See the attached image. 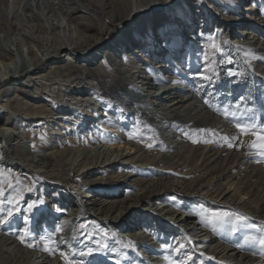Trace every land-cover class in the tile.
<instances>
[{"label": "rangeland", "instance_id": "1", "mask_svg": "<svg viewBox=\"0 0 264 264\" xmlns=\"http://www.w3.org/2000/svg\"><path fill=\"white\" fill-rule=\"evenodd\" d=\"M75 1V5H77L78 2V4L81 5L84 3L83 0H81L82 2L80 0ZM172 1H167V8H165L164 12L161 14L163 16H159L161 23L156 25V27L158 26L157 28H159V25L164 24V22L170 23V21L175 18V15H171V13H173L172 9L176 8V14L181 15L188 5L193 15L198 17L196 19L194 18V21L198 23V21L201 20L200 17L204 16L209 22V27H207L206 24L207 31L202 32V30L206 28L203 26L204 28L201 29L202 24H196V27H194L192 31L193 34L195 33L194 38L196 39L200 33H203V35H201L202 40L198 43L188 40V43L186 42L180 45L182 51L177 54L175 50L173 53L171 51V54L169 52L163 53L166 43L161 41V36H159V40H156L154 43L157 45L156 47L160 53L157 51L154 52V50L149 51V48L147 49L141 40L138 42H141L144 46V48H141L143 50H140L139 47H135V49L131 47V51L127 47L129 59L132 58L131 60L135 62L134 64L130 63V65L134 67V71L137 73L136 75L141 76V79L136 81L137 87L133 89L131 85L122 84L120 90H118L115 95H118L120 99L123 98L128 100L129 93L135 89L143 93L146 99L144 98L143 101L141 100L138 106L135 103L134 105L136 106H134V109L133 104L127 105L128 103H126V101H123V99L118 100L119 98L115 99L111 97L109 93L103 98L100 95V90L93 85L82 87V79H87L82 78L84 75L81 73L74 76L72 72L74 69L73 67L75 65L82 66V64H80L82 62L79 60L71 62L67 59V56L61 59L60 65H58L61 66L62 69L64 68V76L62 78L50 80L48 78H40L38 74H33L31 76L24 75L21 78H16L15 75H17L21 69L31 65L33 60L41 59L44 53L53 52L55 50V42L58 41V39L59 41H67L71 33L67 30H61L58 34H55L49 30L45 32V34L43 32L39 33L40 31L37 30L40 27L51 29V20H49L50 15H52L51 18L55 16V14L61 19L65 17L63 6H57L62 4V0H0V74L6 69V72H8V76L6 77L10 75L14 76L5 85L3 84L4 88H2L3 90L0 92V134L3 133V136L4 134L6 135L4 139L0 136V145L3 148L1 151L2 153H0V171L5 172L7 170H13L18 174L17 182L7 181L9 179L5 176H0V189L5 190H3L4 196L0 197V219H6V223L0 225V235L5 241L10 242L7 246L10 248V253L14 257L15 263H24L28 258L29 264H65L64 258L60 255V253L63 252L65 256L67 255L72 264H166L168 261L165 260V256L169 257L170 260H174V262L183 260L186 264H233V261L228 259H217V257L213 256L214 259L209 260L206 256H201L198 252L201 243H193L194 239L187 236L184 230L179 227L180 225L176 224L172 227H162L159 225L161 223L159 218L162 217V219L164 218L166 220L170 216L162 213L160 217L153 215L148 217L143 214V210L151 209L155 205L156 207L158 206V204H151L155 202L161 203V201L164 200L165 204H170L173 210H179L180 212L185 211L187 214L193 212L194 216H196V221H198L200 225L207 227L215 238L221 240V243L228 245L230 248H237V251H240V253L250 254V257L256 260L254 264H264V249H261L258 245L245 244L244 241L246 236H259L264 234V202L261 204V211L259 212L260 217L253 216L238 208L240 200L239 195L242 192H249L250 195H248L247 198L250 197L249 201L253 202L252 206L257 203L260 196L261 198L263 197L264 159L256 155L254 150L248 148V144L256 139L254 136H240V134H238V139L233 141L234 147L231 148H229L227 143L222 139L224 136L229 138L235 137L234 135L238 132L235 126L236 120L232 119L231 116L226 118L224 115L225 109H230L231 112H234L235 115L240 118L241 122H246V118L254 116L258 124L264 123V75H261V71H258L260 68L257 67L264 64V50L259 51L258 54H254V56H252V52L243 53L242 48H244V46L241 42L242 37V39L247 42L257 43L263 41L264 43V0H252L251 4L248 0L244 1L240 4L242 11L240 7H237V5L233 3V0H180V3H177L179 0ZM184 3L186 4L183 6ZM25 4L31 5L29 10L25 8ZM254 4H256L255 7ZM50 6L52 8H50ZM84 8H86V4ZM57 10L58 13H56ZM86 12L97 21L100 20L96 14L88 10ZM31 13L36 18L33 17ZM251 13H254V15H251ZM37 14L41 20L38 19L39 17L37 18ZM257 15H262V21H260L261 16L257 17ZM223 18L236 20L234 23H237V25H232L230 30H227L221 25ZM247 18L252 19L250 22L251 25L249 24V30H247L251 32L248 33H254L257 36L253 41H248L249 37L253 35L247 37L244 34L245 32L243 33L245 36L241 35L245 28L238 26L239 24L242 25V23L249 21ZM156 20L159 21L158 18H156ZM186 21L189 23L190 18H186ZM29 23L31 24L29 25ZM105 23L106 22H102L101 25H105ZM167 23H165L166 25L164 24V27L167 26ZM67 24H71L68 19L65 20L64 26H67ZM31 25L33 28L31 31L21 32V30H18L22 26L30 27ZM134 27L135 30L143 28V26L139 25L137 20H131L125 23L123 27L113 29L109 35H105L101 42L102 47L98 46L93 51L84 52V57L93 56L95 51L108 47L109 44L118 38H122L125 33L129 32V30H132ZM156 27L155 25L150 26L152 32L146 35L149 40H151L150 37L153 36V29ZM251 28L253 29L251 30ZM146 30H148V28ZM192 32L190 31V33ZM219 34H221V37H219ZM74 35L78 36L77 34ZM212 36L215 41H212L214 42L213 47L219 50H217L216 58H214L213 61H205L203 60L204 47L201 46L206 42L205 38L208 39V37ZM221 39H226L227 43H236L235 48L227 50V47L222 43L223 41H221ZM143 41L145 44H148L146 40ZM200 44L202 45L200 46ZM261 45L262 44H260V46ZM133 50H139L138 52H141L140 54H133ZM79 51L82 52V49ZM141 54H143L142 56L144 58H140ZM121 55H123V52L118 56ZM124 59L127 60L126 58ZM83 60L85 59L83 58ZM194 60L196 61L193 62ZM229 60H231V63L228 62ZM1 63H3L5 69L2 68L3 66ZM87 63H89L87 64L88 66L93 65V67H97V65L94 66L95 63L97 64V61L91 62L90 60ZM127 66H129V64ZM161 66L165 67L161 69ZM49 70V67H45L41 70L42 73H40L45 75L50 72ZM150 71L156 73L154 80H150V75L148 74ZM230 73H235V75H231ZM202 75L210 77V80L201 79ZM76 78L77 81L75 80ZM149 81L153 84L156 83L155 81H160L161 85L164 86L178 83V85L189 90V96L194 97L195 101L208 105L210 113H216L221 119L223 126L229 123L234 125L233 128H229L230 131L228 132L218 129V131L212 134L210 132L211 130H209L210 127H208V123L204 125L197 124L196 126L187 121H181V123L180 121H175L167 125V127L169 126L167 131L172 132L174 135L173 137H175V142H170V133L165 134L161 130V128H165L164 125L156 121L152 114L147 116V112L151 109V103L153 101L156 100L159 109L162 108L161 105L168 103H161L154 94H151L153 91H151L147 85ZM6 88L10 90L7 93H5ZM15 88L25 90L28 94L26 98L20 92L16 93ZM93 88H96L99 92L95 93L94 90H92ZM136 94L138 93L136 92ZM20 100H28L27 102L34 103L43 110L47 109L49 112L58 115H55L52 119H48L47 123L44 120L39 121L37 119L22 122V117H14L13 111L9 108L11 104ZM115 100L118 101L116 102ZM206 100L208 103H205ZM237 104L240 105L238 110L236 108ZM151 110L156 111V109ZM9 120L14 122V126L16 125L14 128L9 126L4 128L3 125ZM67 122H77L75 125L77 124L80 132L72 133L74 135L79 134L81 138L77 136L75 143H71V141L68 140L71 139L68 137V133L71 130H63L59 124L62 123L65 125ZM25 123L30 124L33 129L39 128L41 133L38 132V135L35 137L41 136L47 139L51 146L50 149L45 150L46 152H40V150L35 151L32 143L22 138L20 132L25 127ZM39 124L43 125L37 126ZM108 125L115 127H111L113 132L110 127L104 130L103 127ZM69 126L73 125L69 124ZM224 127L227 126L225 125ZM11 133H16L18 137L9 138V134L11 135ZM28 133L32 132L28 131ZM260 134V131L257 130L256 135L259 136ZM87 135H89V138H87ZM179 135L181 138L178 139ZM116 136H126L127 143L130 142L134 147H138L137 150H139V152L133 159V164H135L136 167L138 166L137 162H143L144 158H151L154 154L157 156V160L160 156L172 158L176 154H183L185 156L184 161L187 159L193 161L191 158H193L194 153L198 152L196 157L199 158V160L201 159L202 162L205 158L203 155L204 151H206V153L210 152L208 154L211 157L209 165L205 166L203 171L198 170L199 172L194 176H190V178L198 176V178L208 180L215 178L216 181V179H218L217 183L208 187L206 190H211L216 193L222 191V197L224 199L229 197L228 199H232L233 202L229 205L222 204V201L219 200L221 198L214 201L210 199L207 200L201 196L202 191H197L195 195L190 197L186 190L181 187H176L175 191H167V193H163L159 198H156L161 199L158 201H155V198L143 196L144 200L142 199L139 203V208L137 212H135V216L144 217L140 218V226L138 225L132 230L130 229V222L132 220H129V217L123 224H121V222H114L112 217L115 215L111 214L107 216V219L98 215L94 218H90V214L87 211L89 200L87 201L86 195H93L96 198L101 197L102 201H106V205L108 204V206H106L107 210L110 202L116 201V203H118L120 199H124V197L130 193H135L137 187L132 185H135V180L143 178L140 175L132 177V182L130 183L132 185H130V187L122 186L108 189L105 188L106 184H103L101 190H94L93 188L88 190L83 188L82 184H87L89 183L88 181L95 182L96 179L103 180L104 178L102 183H107V175L109 174L108 172L103 173L102 168L100 169V173H78L79 169L84 164L82 163L84 158L80 157L81 151L90 152L91 150H98L99 147H106L108 145L104 144L102 141L104 139L111 140L112 137L116 139ZM130 136L133 140L129 138ZM193 140L197 142L193 143ZM241 140L243 141V146H240ZM122 142L125 144L124 141ZM149 143H151V147L148 146ZM11 146L13 149H6ZM42 154H46V160L39 157ZM48 156L52 157V164ZM178 159L179 158H175V160ZM258 159L261 160V162H256ZM45 161L50 164L48 167ZM39 162L41 163L39 164ZM234 163L239 165L238 167H234L235 172L231 174L229 168L233 166ZM20 164L30 166L31 169L26 170ZM128 164L127 161H121L115 166L116 170H114L112 174L115 172L119 173L120 170L124 171L125 169H129L128 167L131 165ZM169 164L170 163H166L165 165L168 166ZM227 179L233 181L234 184L228 185L229 181ZM9 184H11V187L15 184L19 185L16 190V196L8 194L11 188ZM218 185L219 187H217ZM23 187L27 191V195L23 198L25 202L18 205L16 199H18L17 196L19 191L23 189ZM87 190L88 192H86ZM85 192L86 194H84ZM55 193L59 194L58 202L57 200L51 201L55 198ZM43 197L48 201L50 200V202L44 201ZM81 197L82 200L80 201L79 199ZM93 199L94 198H92V201ZM9 200H12L13 204L7 203ZM33 201L36 202V204H32L34 206L38 205L40 201L44 204H42L40 208H29L28 204L30 205V202ZM235 201L238 203H235ZM45 202L48 204H45ZM13 205H15V208H13ZM22 206H24V210H21ZM101 207L102 205L100 207L98 205L92 209H100ZM9 209H13L11 217L7 215ZM160 212L158 213L160 214ZM211 212L238 214L247 219L240 221L233 215L231 220L227 223L217 225L213 228L212 224L205 219L206 214ZM64 221L72 227L70 229V234H63V232H61L62 230L59 232L56 231L58 228L61 229V226L64 224L62 222ZM155 225L156 227H154ZM233 227L236 228L235 233L232 232ZM146 228L148 232L146 233L147 238L144 240L142 238V240L131 241L124 237V234H126L125 231L128 233V230H131L132 234L134 231L137 234L141 231L143 232ZM150 231L153 232L152 236L149 234ZM20 237H25V243H21ZM189 241H191V243H189ZM180 243L185 245V250H182L178 254L172 249ZM28 244H32L33 247H28ZM145 244H147V246H145ZM102 245H106V247H102ZM208 246L206 245V247ZM45 247H47L49 251H45ZM119 252L120 254H125L123 256H117ZM185 252L191 253L193 260L188 261ZM24 258H26V260H23ZM220 258H222V256H220ZM234 264H237V261H235Z\"/></svg>", "mask_w": 264, "mask_h": 264}, {"label": "bare ground", "instance_id": "2", "mask_svg": "<svg viewBox=\"0 0 264 264\" xmlns=\"http://www.w3.org/2000/svg\"><path fill=\"white\" fill-rule=\"evenodd\" d=\"M83 1L86 4V8H84L85 7L84 3H82V5H81V4H78L79 3L78 2L77 5H75L74 4L76 2L75 0H62V4L57 5V6L58 7L63 6L64 16H65L63 19L58 18L56 16V14H55V16H53L51 18L52 15L49 14L50 15L49 20H51L50 21L51 22L50 23L51 29L40 27L39 29H37L38 31H40L39 33H42V32L45 33V32H48L50 30L52 33L58 34L61 30H63V31L67 30L71 33L70 37L67 38L68 39L67 41L66 40H62V41L60 40L59 41V39L56 37L58 39V41H56L54 44L55 50L53 52L44 51L46 53L43 54V57L41 59L33 60V63L31 65L25 66L23 69H21L19 71V73L17 75H15L16 78H21L24 75H30L31 76L33 74L34 75L38 74V76L40 78H48L50 80H54V78H62L64 76L63 75L64 68L62 69L61 66H58V65H60L59 63H60L61 59H64V57L67 56L68 57L67 59H69V61H71V62L74 60L75 61L79 60L82 62V63H80V64H82V66H77L74 64L75 66L73 67L74 69L72 70L74 76L81 73L82 75H84V77L82 76V78L87 79V80L82 79V82H81L82 87H88V85H93L96 88H98V90H100V93H101L100 95L103 98H105L107 93H109L111 97H113L115 99L119 98L118 100H121L123 98L120 99V97L118 95H115V94L118 90H120L122 84L131 85V87L133 89L134 87H137L136 81L141 79V76L136 75L137 73H136V71H134V67L132 65H130V63L134 64L135 62L133 60H131L132 58L129 59L128 48L131 51H132L131 47H133V49H135V47H139L140 50H143L141 48H144V46L141 44V42H138L141 40L143 42V44L146 46V48L147 49L149 48V51L154 50V52L157 51L158 53H160V51H158V49L156 47L157 45L154 43L156 40H159L158 37L161 36V38H162L161 41H164L163 43H166V46L164 47L163 53L169 52L171 54V51L173 53L175 50V53L177 54L180 51H182L180 45L181 44L183 45L186 42L188 43V40L193 41V42L195 41L197 43L202 40L201 35H203V33H200L196 39L194 38L195 33L193 34L192 31H193V28L196 27V24L201 23L202 24L201 29H203L204 27L206 28V29H203L202 32H206L207 27H209L208 26L209 22L204 16L200 17L201 20H199L198 23H196V21H194L198 17H196V15L195 16L193 15L192 10L190 9V7L188 5V7H185V9L183 10L184 14L182 13L181 15L176 14L177 13L176 8L172 9L173 13H171V15H175V18L172 19V21H170V23L164 22V24L167 23V26L164 27V24H161V25H159V28H157L158 26L156 27V25L158 23H161L159 16H163L161 14L164 12V9L167 8L166 7L167 1L171 2L172 0H83ZM177 3H180V0L177 1ZM185 4L186 3H184L183 6ZM18 6H20V5H18ZM255 6H256V4H254V7ZM29 7H31L30 4H25V8H27L29 10L30 9ZM50 8H52V7L50 6ZM87 10L96 14L99 17L98 19H100V20L97 21L96 19H94L93 17L88 15L86 12ZM184 11H187V12H184ZM56 13H58V10ZM57 15H59V14H57ZM251 15H254V13H251ZM27 16H28V14H27ZM33 17H35V16L33 15ZM38 17H39V15L37 16V18ZM155 17L158 18L159 21L156 20ZM257 17H260V21H262V15H257ZM65 18L70 20V23H71L70 25L67 24V26H64V23L66 20ZM186 18H190L189 23L186 21ZM38 19H40V17ZM245 19H246V17H245ZM131 20H133V21L137 20L139 25L143 26V28L142 29L139 28V29L135 30V27H134L132 30H129V32L125 33L122 36V38H118L117 40H115L111 44H109L108 47L101 49L104 51L97 50L94 52L93 56L84 57L85 55H83V54H85L87 51L88 52L90 50L93 51L98 46H101V42L104 39L105 35H109L113 29H116V28L118 29L120 27H123V25L125 23H128ZM32 21H33V19H32ZM101 21L106 22L105 25H103V24L101 25V23H102ZM222 21L223 22L221 25L224 26L227 30H230V27H232V25H237V23H234V22H236V20L234 21V20L229 19V18H226V19L223 18ZM250 22L251 21H247V22L242 23V25L239 24L238 26H242L245 28L241 35L245 34L247 37L250 35H253V36H250L249 39L247 38L248 41H253L255 39V37H257V36L254 33H248V32H251V31H247V30H249ZM99 23H100V25H99ZM30 24L31 23H29V25ZM206 24H207V27H206ZM32 25L30 27L29 26H22L18 30H21V32L31 31V30H33ZM151 25H155L156 28L155 29L152 28L153 29V33H152L153 36H151L150 37L151 40H149L146 37V35H149V32H152V30L150 29ZM41 26H42V23H41ZM63 26H64V28H63ZM47 27H49V26H47ZM147 28H148V30H146ZM252 29L253 28H251V30ZM190 31L192 33H190ZM19 34H21V33H19ZM74 34H77L78 36H76ZM51 35L54 36L53 34H51ZM39 37H42V36H39ZM219 37H221V34H219ZM143 40H146L148 42V44H145ZM205 40H206V42L204 43V45L200 44V46L202 45L201 47H204L203 60L213 61L214 58H216V52H217V50L213 47V44L215 42L214 38L212 36V37H208V39L205 38ZM241 40H242L241 41L242 45L244 46V48H242L243 53L244 52H247V53L252 52V56H254V54H258L259 51L264 50L263 41H259L257 43L256 42H247L246 40L242 39V37H241ZM212 41H214V42H212ZM221 41H223L222 43L225 44V46L227 47V50L235 48L236 43H234V42L227 43L226 39L225 40L221 39ZM260 44H262V45L260 46ZM205 47H206V50H205ZM120 48H121V50H120ZM41 49H44V48H41ZM80 49H82V52L79 51ZM124 49H125V51H124ZM138 51L133 50L132 53L133 54L134 53L140 54L141 51L140 52H138ZM78 52H80V53H78ZM121 52H123V55L118 56V55H120ZM142 55L143 54L140 55V58L143 57ZM83 58L85 60H83ZM124 58H126L127 60H125ZM102 59H104V60H102ZM90 60H91V62L97 61V64L95 63V65H94V66L97 65V67H93V65L88 66L87 64H89V63H87V62ZM163 61H164V58H163ZM195 61L196 60H194L193 62H195ZM48 63H49V66H48ZM128 64H129V66H127ZM1 65L3 66V63H1ZM70 66H71V64H70ZM45 67H47V68L49 67L50 72L43 75V74H41L42 73L41 70L44 69ZM164 67L165 66H161V69ZM257 67L260 68V69H258V71L259 70L261 71V73H262L261 75H264L263 74L264 73V64L259 65ZM2 68L5 69V66H3ZM71 73H69V74H71ZM148 74L150 75V80H154V78L156 77V73H154L152 71H150ZM6 76H8V72H6V69H5V71L3 70L2 73L0 74V77H1L0 92L3 90L2 88H4L3 84L5 85L12 77H14L13 75H10L9 77H6ZM74 76H73V78H74ZM2 78H3V80H2ZM73 78H72V80H73ZM146 79H144V80H146ZM72 80H70V81H72ZM75 80L77 81V78ZM155 82L156 83H154V84L151 81H149L147 83V85L149 86V87L148 86L147 87L151 91H153L151 94H154L156 96L157 100H160L161 103L162 102H168V103L161 105L162 108L159 109L158 104H156V100L153 101L151 103V105H152L151 109H153V110L156 109V111H152L151 109H149L147 112V116H150L152 114L153 118L156 121H158V122H160V124L164 125L165 128H161V130L165 134L170 133V139H169L170 142L174 143L175 137H173L174 135L172 134V132L167 131L168 127H169V126L167 127V125H169L175 121H180V123H181V121H185V122L187 121V122H190L192 124H195L196 126H197V124H203L204 125V124L208 123L209 124L208 127H210L209 130H211L210 132L212 134H214L215 131H218V129L228 132V131H230L229 128H233L234 125L229 124V123L225 124L227 127H224L225 125L223 126L222 121L219 118V116H217L216 113H210V110H209L210 108L208 107V105L201 103L199 101H195L194 97H190L189 96V90H187L185 87L178 85V83H176V84L173 83V84H169V85L164 86V85H161L160 81H155ZM96 88H93L92 90H94L95 93H98L99 91H97ZM135 90H133V91H131V93H129L128 100L123 99V101H126V103H128L127 105L133 104V107L136 106V105H134L135 103L138 106L139 103H141V100L143 101L145 98L144 97L145 95H143V93H140L139 91H137V90L135 91ZM5 91H6L5 93H7L10 90H7V88H6ZM15 92L16 93L20 92L21 94H23L25 96V98L28 95L25 92V90H23V89H18V88L16 89L15 88ZM136 92L138 94H136ZM27 101L20 100V101L13 103L9 106V108L13 111L12 113L14 114V117L15 116L22 117V122L30 121L32 119H37L39 121L44 120L47 123L48 119H52V118H54L55 115H58V114H53L52 112H49L47 109L43 110L42 108L36 106L34 103H30ZM134 109H135V107H134ZM139 116H141V115H139ZM71 120H73V119H71ZM75 123H77V122H74V123H70V122L68 123L67 122V123H65V125H63L62 123H59L63 130L64 129L65 130L66 129L71 130L68 133V135H69L68 137L71 138L68 140L71 141V143H73V142L75 143L76 137L80 136L79 134L74 135L72 133V132H78L79 131L78 126H77V124L75 125ZM69 124L73 125V126H69ZM0 125H1V122H0ZM29 125L30 124H27V123L24 124L25 127L20 132V135L22 136V138L23 139L25 138L26 140L31 142L33 147L35 148V151L40 150V152H42V151L44 152L45 150L50 149L51 146H50L49 141L47 139H44L41 136L35 137L38 135V132L41 133L39 128L33 129V128H31V125L30 126ZM40 125H43V124H39L37 126H40ZM3 126H4V128L8 127V126L11 128H14L16 125L14 126V122L9 120ZM34 127H36V126H34ZM80 127H82V126H80ZM100 127H102V126H100ZM108 127L115 128L114 126H110V125L104 126L103 128H104V130L105 129L107 130ZM28 131H30L32 133H28ZM111 131L113 132V129ZM238 134L239 133L236 132V135H234V136L238 137ZM0 136L4 139V136H6V135L4 134V136H3V133H1ZM15 136L18 137V135H16V133H11V135L9 134V138H13ZM87 136H88L87 138H89V135H87ZM119 136H116L117 137L116 139L114 137H112L111 140H113V141L108 140V139H104L102 142L104 144L108 145L106 147H99L98 150H91L90 152L81 151L80 157L84 158V160L82 162L84 164L79 169L78 173L79 172H83V174H85L87 172H91V173H94V172L98 173L99 172L100 173V169L102 168L103 173L108 172V174H109V175H107V178H108L107 183H102L104 178H103V180H97L96 179L95 182L88 181L89 183L82 184L83 188H86L88 190L92 189V188L94 190H101L103 184L104 185L106 184L105 188H108V189H112V188H116V187L119 188L122 186H124V187L129 186L130 187V185H132V184H130L132 182V177L140 175L143 178L135 180V185H132V186L137 187V189L135 190L136 191L135 193H133V194L130 193L129 195L125 196L124 199L123 198H122V200L120 199V201L118 203H116V201L110 202V205L107 208V210H106V206H108V204L106 205L107 202L102 201L101 197L96 198L93 195H86L87 201L89 200L87 211L90 214V218H94L95 216L98 215V216H102L103 218L107 219V216H109L111 214V215H115L112 217L114 222H116V223L121 222V224H123L124 221L129 217V220L130 219L132 220L130 222V224H131L130 229L132 230L141 223L140 218L144 217V216H135V212H137V209L139 208V203L143 199V196H146L147 198H155V201L156 200L158 201L161 199H156V198H159L163 193H167V191H170V192L175 191L176 187H181L184 190H186V192H188V195L190 197L195 195L197 191H202L201 196H203L207 200L210 199V200L214 201L218 198H221L219 200L222 201V204H229V205L233 202L232 199H228L229 197L227 199H224L222 197L223 196L222 191L216 193V192H212L211 190H206V189H208V187H211L212 185L217 183L218 179H216V181H215V178L208 180V179L198 178V176L195 178H193V177L190 178V176H194L195 174H197L199 172L198 170L203 171V168H205V166L209 165L211 157L208 154L210 152L206 153V151H204L203 155L205 156V158H204V161H202V162H201V159L199 160V158L196 157L198 152L194 153L193 158H191L193 161L188 160L187 158H186L187 160L184 161L185 156L183 154L182 155L176 154L172 158L167 157V156H160V158L157 160V156L154 154V156H151V158L150 157L144 158L143 159L144 161L142 160L143 162H137L138 166L136 167L135 164H133V159L136 156V154L139 152V150H137L138 147H134V145H131L130 142L127 143L126 142L127 141L126 136L125 137H122V136L119 137ZM34 138H36V139H34ZM80 138H81V136H80ZM179 138H181L180 135H179L178 139ZM132 140H133V138H132ZM122 141H124L125 144H123ZM10 148L13 149L12 146L7 147L6 149L9 150ZM121 148H123V149H121ZM2 149L3 148L0 145V153H2L1 152ZM133 151H134L135 155H134ZM45 155L46 154H42L39 157L46 160ZM48 158L50 160V163L52 164V161H51L52 157L48 156ZM175 158H179V159L175 160ZM121 161H127L129 163L128 165H131V166L128 167L129 169H125L124 171L120 170L119 173L115 172L114 174H112V172H114V170H116L115 166L118 165ZM41 162H39V164ZM45 162L47 163V167H48V165H50V164H48L47 161H45ZM166 163H170V164L168 166H166L165 165ZM20 165L23 166V168L26 170L31 169L30 166H26V165H22V164H20ZM238 165L239 164L234 163L233 166H231L229 168L231 174L235 172L234 167H238ZM202 171H200V172H202ZM257 175H258V173H257ZM0 176H2V177L5 176L7 179H9L7 181H10V182H14V181L17 182L18 181V174H16V172H14L13 170H7L5 172L0 171ZM98 179H101V178H98ZM228 181H229L228 185L234 184L233 181H230V180H228ZM219 185H221V184H219ZM219 185L217 187H219ZM18 187H19V185L15 184L13 187H11L9 189L8 194H10L11 196L12 195L16 196L15 194H16V190L18 189ZM24 187H23V189H21L19 191V194L17 196L18 199L15 198L18 201L17 202L18 205L23 204L25 202V200L23 198L27 195V193H26L27 191L25 190ZM4 188H5V186H4ZM88 190L86 192H88ZM86 192L84 194H86ZM57 193H59V192H57ZM58 195L59 194H56L55 198H53L51 201L53 202L54 200L55 201L57 200V202H58L59 201ZM248 195H250L249 192L240 193L239 203L236 201H235V203L239 204L238 208L241 209L242 211L248 212L253 216L260 217L259 212L261 211V204L264 202V195L262 198L260 196L259 200H257V203L254 204L253 206H252L253 202L249 201L250 197L247 198ZM92 198H94L93 201H92ZM43 200L48 201V200L44 199V197H43ZM79 200L81 201L82 197ZM48 202H50V200ZM30 203L36 204V202H34V201L30 202ZM42 204H44L42 201L38 202V205L34 206L33 209L40 208L42 206ZM45 204H48V203L45 202ZM97 204L99 205V207L102 205V207L100 209L99 208L98 209H92V208H95L96 206H98ZM155 204H158V206L156 207ZM151 205H155V206H153V208H151V209L143 210V214L148 216V217L151 215L160 217L162 213L170 216L166 220L164 218L162 219V217L159 218V220L161 222L159 225L162 227H172L176 224L180 225L179 227L184 230V232L187 234V236L194 239L193 243L194 242L196 244L201 243V246H199V249H198L199 254L203 253L204 254L203 256H206V257L215 256V257H217V259H223V258L228 259L230 261H233V264L235 261H237V264H242V263L254 264L256 262L255 258L250 257V254L240 253V251H237V248H234V247L230 248L228 245L221 243V240H219V238L218 239L215 238L214 235L211 233V231L207 227L200 225V223L198 221H196L197 219H196V216H194L193 212H192L193 214L192 213L187 214V212H185V211L180 212L179 210H175V209L173 210V209H171L170 204H165L164 200L161 201V203L155 202L154 204H151ZM174 205H175V203H174ZM28 206H29V204H28ZM180 209H181V207H180ZM21 210H24V206H22ZM26 210H27V208H26ZM159 210L162 212H160ZM158 212H160V214ZM117 213H119V214H117ZM62 223H64V224L61 226V230H62L61 232H63V234H66V235L70 234L71 233L70 229L72 228L71 225H68V223L66 221H64ZM145 226H146V223H145ZM12 227L16 228L14 226H12ZM149 227H150V222H149ZM154 227H156V225ZM131 230H128V233H127V231H125L126 234H124V237L127 238L128 240H131V241L142 240V238L144 240L147 238V236H146V233L148 232L147 228L143 232L141 231L140 233H137V234L135 231H134L135 233L132 231L133 232V234H132ZM9 233H11V232H9ZM149 234H150V236H152L153 232L150 231ZM154 236H155V234H154ZM156 238H157V235H156ZM9 243L10 242L5 241L3 239V237H1V235H0V264H29L28 258H27V260H26V258L23 259V260H26L24 263H15L14 262L15 259L10 253V248L7 246V244H9ZM206 245L207 246L209 245V246L206 247ZM145 246H147V244H145ZM137 249H139V248H137ZM5 251H7L8 253ZM124 254L125 253L120 254V252H119L117 254V256H123ZM220 256H222V258H220ZM132 261H134V260H132ZM171 261L174 262V260H171ZM36 264H39V263H36ZM166 264H169V262Z\"/></svg>", "mask_w": 264, "mask_h": 264}, {"label": "snow or ice", "instance_id": "3", "mask_svg": "<svg viewBox=\"0 0 264 264\" xmlns=\"http://www.w3.org/2000/svg\"><path fill=\"white\" fill-rule=\"evenodd\" d=\"M228 62L231 63V60H229ZM230 74L235 75V73H230ZM201 79L210 80V77L202 75ZM205 103H208V101L206 100ZM239 107L240 105L237 104L236 105L237 110L239 109ZM224 115L226 118H229L231 116L232 119L236 120L235 126L240 136L251 135V136L256 137V139H254L251 143L248 144V148L251 150H254L256 155L264 159V123L258 124L254 116L251 118H246V122H241L240 118L237 117L234 112H231L230 109H225ZM257 130H259L261 133L259 136L256 135ZM129 138H132V137L130 136ZM222 139L227 143V146L231 148V147H234L233 141H236L238 138L237 137L229 138L227 136H224L222 137ZM196 142L197 141L193 140V143H196ZM148 146L151 147L152 146L151 143H149ZM240 146H243L242 140L240 141ZM256 162L259 163L261 162V160L258 159ZM9 187H11V184H9ZM3 196H4V192L2 189H0V197H3ZM8 203L13 204V201L9 200ZM33 207L34 205L32 204L29 205V208H33ZM13 208H15V205H13ZM12 214H13V209H9L7 213L8 217H11ZM233 215H235L237 219L240 221L247 219L246 217L239 216L238 214H230L226 212H211L209 214H206L205 219L212 224L213 228H215L217 225L224 224L230 221ZM4 223H6V219H0V225ZM56 231L59 232L61 231V229L58 228L56 229ZM232 232L233 233L236 232L235 227L232 228ZM20 239H21V243H25V237H20ZM244 241H245V244L258 245L261 249H264V234L259 235V236H246L244 238ZM189 243H191V241H189ZM27 246L33 247L32 244H28ZM102 247H106V245H102ZM44 250L49 251L47 247H45ZM172 250L179 254L182 250H185V245L183 243H180L178 246L174 247ZM60 255L64 258L65 264H72V262L68 259L67 256L64 255L63 252H61ZM185 255L187 256L188 261L193 260V256L191 255V253L185 252ZM200 255L203 256L204 254L200 253ZM207 259L211 260L214 258L207 257ZM165 260H167L169 264H186V262L183 260L173 262L167 256H165Z\"/></svg>", "mask_w": 264, "mask_h": 264}]
</instances>
